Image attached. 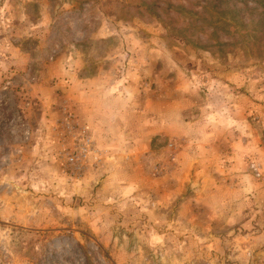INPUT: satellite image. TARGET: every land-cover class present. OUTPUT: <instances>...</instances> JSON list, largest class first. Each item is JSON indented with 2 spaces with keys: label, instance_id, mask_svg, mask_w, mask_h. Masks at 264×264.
<instances>
[{
  "label": "rangeland",
  "instance_id": "1",
  "mask_svg": "<svg viewBox=\"0 0 264 264\" xmlns=\"http://www.w3.org/2000/svg\"><path fill=\"white\" fill-rule=\"evenodd\" d=\"M199 11L0 0V264H264V59Z\"/></svg>",
  "mask_w": 264,
  "mask_h": 264
},
{
  "label": "trees",
  "instance_id": "2",
  "mask_svg": "<svg viewBox=\"0 0 264 264\" xmlns=\"http://www.w3.org/2000/svg\"><path fill=\"white\" fill-rule=\"evenodd\" d=\"M198 5L201 11L197 17L190 15L187 28L199 32L200 46H217L226 53L232 52L229 47L248 48L264 59V0H198ZM214 37L217 40L210 42Z\"/></svg>",
  "mask_w": 264,
  "mask_h": 264
},
{
  "label": "crops",
  "instance_id": "3",
  "mask_svg": "<svg viewBox=\"0 0 264 264\" xmlns=\"http://www.w3.org/2000/svg\"><path fill=\"white\" fill-rule=\"evenodd\" d=\"M82 112H84L85 111V114L88 116V117H90V118H94V121L96 122V120L95 119H97L96 117H94V114H92L93 113V108H91V106H87V108H85L84 109V107H82ZM106 112V111H105ZM103 133V132H102ZM99 134H100V132H99ZM104 134H105V132H104ZM105 137H107V138H109L110 137V134L108 133V132H106V134H105ZM104 139V138H103Z\"/></svg>",
  "mask_w": 264,
  "mask_h": 264
}]
</instances>
